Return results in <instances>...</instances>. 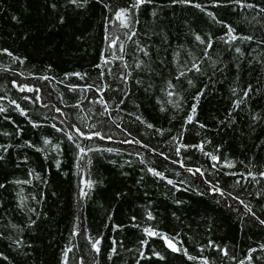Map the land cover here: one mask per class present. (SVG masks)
<instances>
[{
  "label": "trees",
  "instance_id": "obj_1",
  "mask_svg": "<svg viewBox=\"0 0 264 264\" xmlns=\"http://www.w3.org/2000/svg\"><path fill=\"white\" fill-rule=\"evenodd\" d=\"M0 109V264H264V0H0Z\"/></svg>",
  "mask_w": 264,
  "mask_h": 264
},
{
  "label": "snow or ice",
  "instance_id": "obj_2",
  "mask_svg": "<svg viewBox=\"0 0 264 264\" xmlns=\"http://www.w3.org/2000/svg\"><path fill=\"white\" fill-rule=\"evenodd\" d=\"M118 15H121V16H122L123 13H120V14H118ZM232 38L235 39V37H232ZM196 39H197V40H200V37L197 36ZM201 42H203V41H201ZM209 47H211L210 44H209ZM193 69H195L196 71H199V67H198L197 65H195V64L193 65ZM181 75H184V73L181 72ZM189 83H191V81H189ZM169 87H171V85H169ZM169 95L171 96L172 93L169 92ZM0 110H2V109H0ZM194 112H195V105L193 106V113H194ZM191 120H192V116H189V117H188V121L190 122ZM81 151H83V150H81ZM213 159L215 160L216 158L213 157ZM145 231L148 232L149 235H154V233L150 232V231L147 230V229H146ZM96 243H99V242L97 241ZM168 244H169V247H172L174 251L176 250L175 247L171 244L170 241H168ZM93 247H96V245L94 244ZM97 250H98V249H97Z\"/></svg>",
  "mask_w": 264,
  "mask_h": 264
}]
</instances>
